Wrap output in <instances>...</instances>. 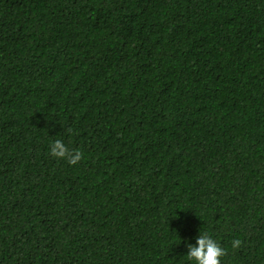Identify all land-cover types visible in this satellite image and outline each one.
Segmentation results:
<instances>
[{"label":"trees","instance_id":"trees-1","mask_svg":"<svg viewBox=\"0 0 264 264\" xmlns=\"http://www.w3.org/2000/svg\"><path fill=\"white\" fill-rule=\"evenodd\" d=\"M205 232L264 264V0H0V264H196Z\"/></svg>","mask_w":264,"mask_h":264},{"label":"clouds","instance_id":"clouds-1","mask_svg":"<svg viewBox=\"0 0 264 264\" xmlns=\"http://www.w3.org/2000/svg\"><path fill=\"white\" fill-rule=\"evenodd\" d=\"M50 154L54 157L67 159L68 163L75 165L83 157L78 150H70L61 140H55L50 146ZM233 248L241 244L239 239L232 242ZM226 255V251L220 244L206 232L198 235L196 245H188L187 258L196 264H221L220 258Z\"/></svg>","mask_w":264,"mask_h":264}]
</instances>
